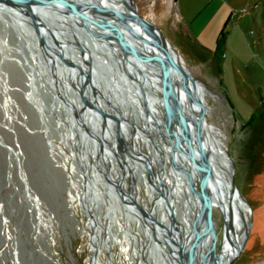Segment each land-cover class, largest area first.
<instances>
[{"label": "rangeland", "instance_id": "374dc122", "mask_svg": "<svg viewBox=\"0 0 264 264\" xmlns=\"http://www.w3.org/2000/svg\"><path fill=\"white\" fill-rule=\"evenodd\" d=\"M135 1L140 14L155 23L176 48L180 69L198 80L205 99L202 110L206 123L234 158L235 181L248 200L245 212L252 222L248 241L234 264H264V0H199L206 10L197 25L180 18L178 0ZM58 8L52 4L49 9L52 30L57 34L62 31V38L73 40L72 51L79 57V40H88L91 33L86 28L77 30L79 24ZM222 9L227 15L219 25ZM215 11L212 23L201 31ZM69 24L76 25L74 31L67 29ZM27 28H15L10 18L0 13V264H90L95 253L90 236L93 227L80 203L84 180L72 153L73 139L65 136L69 124L63 105L56 103L52 110L54 92L46 82L50 78L31 74L29 67L37 72L45 62L32 55L27 42L30 33L36 44L40 42L36 32ZM222 30L225 34L219 43ZM107 49L111 51L112 47ZM92 51L103 66L96 85L108 101L127 109L144 130L135 134L131 147L134 154H146L148 160L141 155L132 164L138 168L137 173L147 175L149 163L153 180L137 178L133 190L136 201L150 210L157 194L148 192L147 186L170 189L172 198H163L157 205L158 217L168 224L165 204L171 205L179 227L188 228L190 233V224L182 219L187 199L183 171L177 170V175L172 171L176 168L171 149L163 138L167 129L160 133L155 121L143 115L144 95L140 104L128 91L129 82H116L113 73L115 65L122 70L120 65L106 61L99 48ZM124 77L132 79L127 74ZM150 89L155 95L156 91ZM57 119L62 124H57ZM124 122L130 130L131 121L127 118ZM83 130L88 134L86 128ZM130 136L126 133L124 141ZM152 137L159 147L155 151ZM87 141L90 146L89 137ZM98 187L97 192L102 193L101 182ZM88 199H93L91 191ZM109 203L116 205L114 200ZM108 205L101 200L96 213L102 234L95 264H170L168 246L162 240L156 238L148 246L151 238L147 232L152 223L139 216V209L117 205L108 213ZM213 211L219 251L224 218L219 207L213 206ZM124 212L134 218L128 219ZM183 231L180 229V233ZM157 233L168 236L160 228ZM153 252L156 256L151 257Z\"/></svg>", "mask_w": 264, "mask_h": 264}, {"label": "water", "instance_id": "95a60500", "mask_svg": "<svg viewBox=\"0 0 264 264\" xmlns=\"http://www.w3.org/2000/svg\"><path fill=\"white\" fill-rule=\"evenodd\" d=\"M174 1L176 3L177 0ZM52 4H57L59 11L64 13L66 11L67 15L73 17L75 21L80 18L85 25L89 24L86 29L90 31L91 35L88 40H79L81 43L79 57L72 51L73 40L58 36L59 33L62 34V31L57 34L56 31L52 30L49 22L52 13L46 6ZM124 6L128 14L123 10L116 9L106 0H61V2L60 0H0V13L6 14L15 28L28 26L29 32L30 29L34 30L39 38L40 43L38 45L35 43L34 35L30 33L32 36L27 42L29 46H32V55L37 60L45 62V65L40 67L37 72L34 68H29L33 77L37 74L44 77L49 76L50 80L46 78V82L54 92L52 110H55L56 103L63 105L69 124L65 136L68 139L72 138L74 147L77 148L75 157L78 161L76 166L85 182L81 206L85 208L92 224H99L96 213L99 212L103 195L97 192L100 183L99 175L97 174V178L91 181L85 172L87 154L89 151L96 152L97 150V154L106 152L105 145L108 138L113 140L111 147L118 148L123 153V135L128 132L123 121L127 118V109L108 101L96 85L97 77L100 76L103 66L95 60L92 48H99L106 61L111 63L115 61L120 65L122 70L118 71V66L115 65L116 71L113 73L117 77L116 82H119L120 79L126 80L129 82L126 83L128 91L133 94L137 102L141 104L140 97L144 95L142 107L148 106L150 109L151 105L154 108L157 106L163 114L170 117L167 127L168 134L174 129V122L178 126L175 129L177 143L181 154L192 167V170L188 169L189 201H191L192 196L195 197V201H191V204H188V201L185 202L183 221L189 222L191 219L190 209L195 206L197 209L190 234L187 235L185 231L184 234L180 233L179 230L183 229L182 227L178 228V236L174 233V227H177L179 222L171 205H167L170 217L169 224H167L165 221L162 222V220L153 217V213L156 212V204L149 211L136 201L132 191L133 187H131L129 194H125L123 179L113 178L109 175L107 181L116 186L117 195L121 197L123 202L133 201V204L123 203L124 208L135 207L137 211L139 209L140 211L137 212L139 216L143 218L146 215V218L151 219V223L158 226L156 228L158 240H162L157 233L159 228L167 231L168 237L164 243L168 246L170 255L177 254L175 260H169V262L171 261L170 264H234L248 241L252 226V222L248 221L241 205L243 203L249 206V203L236 184L234 158L228 151H222L218 158L215 157L216 152L209 146L200 121L192 116L188 104L193 103L194 98L189 94V87L187 86L188 88L185 90L182 86L179 77L182 74L187 75L184 78L185 81L188 84L191 83L196 89H198V80L190 73L180 70L172 52V49L177 51L176 48L155 23L140 14L135 0H124ZM127 17L132 21L128 20ZM62 26L66 27L63 23ZM75 27L76 25L69 24L67 29L74 31ZM44 28L49 32L56 46L53 47V44L48 41L47 35L44 36ZM80 29L81 27L78 26L77 30ZM82 29L84 30L83 27ZM135 41L148 44L150 48L140 49ZM109 46L112 47L111 51L107 49ZM59 58L63 59L65 65L57 63L56 60ZM84 61H86L87 68L83 64ZM144 68L148 72L156 73L158 77L149 76ZM126 70L137 73L138 78ZM126 74L132 79L128 81L124 77ZM140 75H143V78ZM60 77L67 80V83L64 84H68V89L65 90ZM150 88L156 91L155 95L151 94ZM71 92H76L77 98H73L70 95ZM78 100L82 102L79 112L75 108ZM148 102L150 105L147 104ZM56 122L62 124L60 119H57ZM156 122L157 120H155ZM87 126H90L95 132L102 131L97 140L85 134L83 127L87 129ZM73 135L77 136L76 141ZM114 136H116L121 147L114 144ZM88 137L91 141L90 146L87 141ZM172 159L175 160V154L172 155ZM148 170L150 173L149 168ZM174 174L177 175L178 173L174 171ZM182 178L188 180L183 175ZM149 179L151 180V178ZM90 191L93 194L92 200L88 199ZM215 200L220 205L225 204L223 241L227 249L236 247L232 257L224 262H222L221 253L224 243L222 242L219 251L216 247L218 235L215 231L213 217V202ZM114 208L116 207L113 204L109 205L108 213ZM124 214L129 218L132 215L130 212H124ZM241 230L242 232L239 234L238 231ZM166 231L164 232L166 233ZM93 237L94 235L91 237L92 241H94ZM208 239V246L204 248ZM233 241L235 243L240 241V244L237 245ZM154 247L158 248L159 246L154 245ZM151 256H156V254L153 252Z\"/></svg>", "mask_w": 264, "mask_h": 264}, {"label": "bare ground", "instance_id": "6f19581e", "mask_svg": "<svg viewBox=\"0 0 264 264\" xmlns=\"http://www.w3.org/2000/svg\"><path fill=\"white\" fill-rule=\"evenodd\" d=\"M61 1V0H60ZM108 3H110L111 5H113V6H115L116 7V9H118V10H123L124 12H126V14H128V12L125 10L126 8H125V6H124V0H106ZM47 7H48V9H50V7L51 6H49V5H46ZM65 13L67 14V12L65 11ZM128 18V20H130V21H132V19H130L129 17H127ZM76 19V18H75ZM72 20L73 21H75L74 20V18L72 17ZM77 24H79V26L82 28H86V26L87 25H89L87 22V24L85 25L84 24V21H81L80 20V18H77V21H75ZM88 27V26H87ZM91 28L94 30V31H96L95 30V28L94 27H92L91 26ZM45 29V32H44V36H46L47 35V39H48V41L51 43V44H53L52 46L54 47V46H56V43L54 42V40H53V38L51 37V35L49 34V32H47V30H46V28H44ZM58 36H60V37H62V34L61 33H59L58 34ZM104 41H106L105 39H104ZM103 44L105 43V42H102ZM135 43L138 45V47L140 48V49H149L150 47L148 46V44H143L142 42H138V41H135ZM115 46H117V45H115ZM172 52H173V54H174V57L176 58V60H177V54H176V52H175V50L174 49H172ZM57 61V63H60V61H59V59H57L56 60ZM86 63V61H84V66L87 68V64H85ZM178 63V62H177ZM130 64V63H129ZM59 65V64H58ZM76 66V65H75ZM181 70V69H180ZM144 71L146 72V73H148L149 74V76H155L154 75V73H152V72H148V70L146 69L145 70V68H144ZM136 75H138L137 73H135ZM142 78H143V75H140ZM187 75H183L182 74V76L181 77H179L180 79H181V81H180V83L182 84V86L185 88V90H187V88L189 87V94H190V96L192 97V98H194V102L192 103V102H190L188 105H189V108H190V112H191V114H192V116L194 117V118H196V119H198L199 121H200V123H201V126L203 127V129H204V132H205V134H206V136H207V139H208V142H209V146H211L213 149H214V151L216 152V156L215 157H217L218 158V156H219V154L220 153H222V151H227L226 150V147H225V145H224V142L220 139V138H218L217 136H215L211 131H210V129H209V127H208V125H207V123H206V118H205V116H204V113H203V110H202V106L204 105V102H205V99H203V94H202V92H201V87H200V85L197 83V86H198V89H196V88H194L193 87V85L191 84V83H187L186 81H185V77H186ZM60 79H61V81H62V83L64 84V83H67V80H64V78H62V77H60ZM149 80H150V78H149ZM188 86V87H187ZM64 88H65V90L66 89H68V84H64ZM71 93H73L74 95H72V97L73 98H77V95H76V92L74 93V92H71ZM186 99H187V97H186ZM77 103H79L80 101L78 100V101H76ZM148 105H150V103L148 102L147 103ZM143 115L145 116V117H148V118H150L151 120L153 119L154 121L155 120H157V122H158V124H156L155 123V125L157 126V128H158V130H159V132L160 133H162V132H165L166 131V129H167V127H168V121L170 120V117L168 116V115H165V114H163V112L162 111H160V109L159 108H154L152 105L150 106V109H149V107L148 106H145V107H143ZM126 116H129V117H127V118H132V120H131V128H130V131H132L134 134H139V133H143V127L142 126H140V125H137L136 124V120H133L134 119V116L133 115H131V114H128V115H126ZM124 121V120H123ZM173 126H174V129L172 130V132H170L169 134L168 133H165L164 134V140L166 141V142H168V145H169V147H170V149H171V155H174L175 154V160H173L172 159V161H173V166L177 169L178 167H180V168H188L189 170H192V167L190 166V164L185 160V158L183 157V154H181V150H180V148H179V145H178V143H177V139H176V134H175V129H177L178 128V126H177V124L174 122V124H173ZM124 127H126V125H125V122H124ZM126 130V129H125ZM127 130H129L128 128H127ZM127 132V131H126ZM128 133V132H127ZM114 135H115V132H114ZM124 137H125V134L123 135ZM75 139V141H76V138H74ZM150 139H152V141H151V143H152V150H157L159 147L157 146V144L155 143V138H150ZM114 144H116V146L118 147V146H120L121 144H119L118 142H117V140H116V136H114ZM134 144V139H133V136L131 135L130 136V138L129 139H125V141L124 142H122V148L126 151V153L127 154H134L135 152L133 151V149H132V145ZM73 146H74V144H73ZM121 147V146H120ZM156 147V148H155ZM89 148V147H88ZM108 152H110L109 151V149L106 147L105 148ZM72 153H73V155L75 156V154L77 153V148H73L72 149ZM98 153V150L96 151V152H94V154H97ZM103 154H108V153H103ZM138 156H145L146 157V161L148 160V158H147V155L146 154H143V153H136ZM76 158V157H75ZM134 159H136L135 157H134ZM145 161V160H144ZM177 163H178V165H177ZM180 173V172H179ZM138 174V177L137 178H139V177H142V178H144V179H146V177H147V175H142V174H140V173H137ZM183 180V179H182ZM184 181V180H183ZM85 183V182H84ZM175 184H176V182H175ZM128 186V185H127ZM183 186L185 187V188H187V185H186V182L184 181L183 182ZM126 188H128V187H126ZM189 189V188H188ZM154 192V193H156L157 195H154V204H156V209H157V205H158V203H161L162 201H163V195L164 194H167L169 197L168 198H172V193H171V190L170 189H168V188H166V187H160V185L158 186V185H152V187H151V189H150V187H148L147 186V191L148 192H152V191ZM186 190V189H185ZM82 193H83V191L81 192V194H80V203H81V196H82ZM159 196V197H158ZM166 196V195H165ZM189 196H190V194L188 193L187 194V201L189 202ZM191 201H195V197L194 196H192L191 197ZM241 205H242V207L244 208V212H245V208H246V210L248 211V206H246L245 204H243V203H241ZM213 206H216V207H219L220 209H221V211H222V214H223V210H225V204H219L218 202H217V200H215L214 202H213ZM84 208V207H83ZM84 210H85V208H84ZM158 210V209H157ZM86 211V210H85ZM87 213V212H86ZM245 215L247 216V214H246V212H245ZM237 216V215H236ZM146 220V219H145ZM162 221H165V218L162 220ZM249 221V220H248ZM185 223V222H184ZM188 222H186L185 224H187ZM90 224H91V226L93 227V231H92V233H91V237H92V235H94V237H93V239H94V241H92V250L95 252V258H92V260H90V264H95V262H96V259H97V254L101 251L100 250V239H101V229L98 227V224H96V225H93L92 224V222H91V220H90ZM169 224V223H168ZM156 227H158L157 225H155ZM179 226V225H178ZM178 226L177 227H174V233L175 234H178ZM97 228H98V230L99 231H97ZM180 228V227H179ZM183 228V227H182ZM183 229H185V232H186V234L188 235V234H190L189 232H188V228H186V227H184ZM187 230V231H186ZM164 231H166L165 229H164ZM167 232V231H166ZM241 232H242V230L241 231H238V233L239 234H241ZM150 239V238H149ZM208 242H209V239L205 242V246H204V248L206 247L207 248V246H208ZM222 242L224 243V247L222 248V251H221V253H222V262H224L225 260H227L228 258H230V257H232V255H233V253H234V251H235V248L236 247H234V249H227V246H226V244H225V242L222 240ZM233 243H235V241H233ZM235 244H237V245H239L240 244V241H237ZM216 253H217V251H216ZM168 258H169V260L170 259H173V260H175V254H173V255H169L168 256ZM141 264H143V262L141 261Z\"/></svg>", "mask_w": 264, "mask_h": 264}, {"label": "flooded vegetation", "instance_id": "af4514ba", "mask_svg": "<svg viewBox=\"0 0 264 264\" xmlns=\"http://www.w3.org/2000/svg\"><path fill=\"white\" fill-rule=\"evenodd\" d=\"M126 71L129 74L135 75L138 78V76L133 71H129V70H126ZM154 75H157V74L154 73ZM81 106H82V102L81 101L79 103H76L75 104L76 111L78 110V112H79ZM128 119H129V121H131L132 118H128ZM87 130H88V136L90 138L95 139V140H97L100 137V135L102 134L101 130L95 132V131H93V129L90 126H87ZM114 130H116V128H114ZM128 133L133 136V139L136 138L135 134L132 131L128 130ZM112 141H113L112 138H108L107 144L105 145L110 150V152H108L106 150L105 153H108V154H94V152H90L89 151V154H87L86 172H87V177L91 181H94L97 178V174L99 175L100 182L104 186V190L102 191V195H103L102 200H103V202H108L109 205H112V203H109V202H110V200H114L116 202L115 206H117V205H123V200L121 199V197H119L117 195L116 186L114 184H111V183H109L107 181V176L111 175V177H113V178L123 179L124 180L123 191L125 192V194H129L130 190H131V187H133V190H134V188H135V186L137 184V181H138L137 180L138 174L136 172V170H138V168L137 167L135 168V166H133L132 163H134L136 161L134 159V157L136 159H140V156H138L137 154H125L124 152L122 153L118 148L111 147V142ZM112 153H114V154H112ZM170 158L172 160V155L170 156ZM146 165H147V168H149L150 171H151V169H152V168H150L151 165L149 163L148 164L146 163ZM177 165H178V163H177ZM177 170L183 171L182 175L188 179V180H185L183 178V180L186 182V185H187V188H185L186 189V193L190 194V188H189L190 182H189V176H188V172H189L188 168H185V167L184 168H180V167H178L176 169V172H177ZM172 171H175V170L172 169ZM94 174H95V177L93 178ZM159 175H161V174L159 173L158 176ZM147 177L151 178V180H153L152 172L149 173V170H148ZM156 179H157V177H156ZM126 182H127V184H126ZM126 187H128V188H126ZM133 194H134V192H133ZM168 197L169 196L167 194L163 195V198H165V199H167L169 201ZM186 201H187V199H186ZM188 204H191V201H189ZM153 205L154 204H152V206L150 207L149 211H151ZM165 207L168 208V206L166 204H165ZM190 210H192V214H191V219L189 220L188 223L190 224L189 227L192 230V223L194 221V218H195V215H196V211H197L196 206L194 208L190 209ZM155 215H157V216H155ZM168 215H169V213H168ZM158 216H159V212L156 209V212L153 213V217L160 219ZM126 217L129 219L128 216H126ZM130 218L133 219L134 215H131ZM143 218H146V215ZM147 218H146L147 222L151 223V219L149 217H147ZM155 225H156L155 223L154 224L152 223L151 227L149 228V232L148 233L150 234L149 238H151V242L148 244V246L149 245H153L152 243L155 242V239H156V227H154ZM178 228H179V226H178ZM183 234H184V231H183ZM146 237H147V235H146ZM167 237L161 236L160 238L163 240V242H165L164 240H166ZM148 246H146V247H148ZM151 255H152V253H151Z\"/></svg>", "mask_w": 264, "mask_h": 264}, {"label": "crops", "instance_id": "0c3cea01", "mask_svg": "<svg viewBox=\"0 0 264 264\" xmlns=\"http://www.w3.org/2000/svg\"><path fill=\"white\" fill-rule=\"evenodd\" d=\"M231 0H227L225 2H229ZM204 4V3H203ZM199 4V0H178V8H179V16L180 18L185 22H190V24H198L202 20V16L206 10L205 4L204 5ZM175 8V5H173ZM224 11V12H223ZM221 18L219 25L223 22L225 16L227 15V12H225V9H222L221 12ZM217 12L215 11L208 19L204 21L203 27L200 29L201 31L204 30L206 27H208L212 21L213 18ZM218 25V26H219ZM200 31V33H201Z\"/></svg>", "mask_w": 264, "mask_h": 264}, {"label": "trees", "instance_id": "16d2710c", "mask_svg": "<svg viewBox=\"0 0 264 264\" xmlns=\"http://www.w3.org/2000/svg\"><path fill=\"white\" fill-rule=\"evenodd\" d=\"M226 26H227V24L225 25V27H226ZM224 34H225V33H224V30H222V32H221V34H220V37H219V39H218V42H219V43H221V40H222L221 38L224 36Z\"/></svg>", "mask_w": 264, "mask_h": 264}]
</instances>
